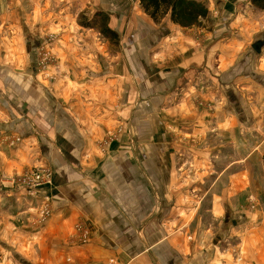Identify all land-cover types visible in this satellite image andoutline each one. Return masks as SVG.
<instances>
[{
    "label": "crops",
    "instance_id": "0c3cea01",
    "mask_svg": "<svg viewBox=\"0 0 264 264\" xmlns=\"http://www.w3.org/2000/svg\"><path fill=\"white\" fill-rule=\"evenodd\" d=\"M198 1L209 14L185 27L169 14L160 22L143 15L140 0H126L131 14H108L110 28L134 38L131 52L139 31L155 35L166 28L147 57L168 58V71L152 75L140 96L139 79L122 76V48L107 74L105 49L86 45L90 34L62 25L54 3L49 11L41 5L25 13L48 23L41 26L50 37L64 27L55 43L63 72L33 78L27 68L14 84L0 81V200L22 201L15 213L1 205L0 243L15 256L59 264L63 247L68 264H264V206L253 211L236 203L248 196L252 154L264 158V9L250 0ZM66 18L73 23V16ZM75 38L84 45L75 46ZM203 96L216 102L213 112L197 107ZM172 125L195 136V146L178 143ZM16 136L20 141L10 145ZM42 166L53 172V184L42 190L52 204L43 227L30 223V200L39 205L42 196L31 197L10 181ZM203 215L211 216L210 236L198 235ZM80 223L92 231L88 247L70 243ZM192 223L198 229L189 239ZM38 246L49 248V256L39 255ZM2 260L13 264L11 257Z\"/></svg>",
    "mask_w": 264,
    "mask_h": 264
},
{
    "label": "rangeland",
    "instance_id": "374dc122",
    "mask_svg": "<svg viewBox=\"0 0 264 264\" xmlns=\"http://www.w3.org/2000/svg\"><path fill=\"white\" fill-rule=\"evenodd\" d=\"M105 1V0H104ZM94 0H0V48H4L1 51L2 52H13L15 51L16 54H0V81L6 82V84H9V81L13 83L16 79H19L21 77V73L23 69L27 72V68H29L30 72L29 74L33 78H37V74H40V67L42 62H49V65H47L46 68H48L43 73L47 78H53L56 79L60 76V74L63 72L60 70L61 67V57L60 54H58L57 49L55 47V43H59L61 40V33L62 29L59 32H53L55 35L50 37L49 30L46 33V27L49 26L48 23L40 24V22H34L33 17H27L25 13H30L35 9V7H40L41 5L46 8L47 11H49L50 4L54 3L53 9H58L59 11V21L64 25L65 27L68 26L71 30L74 31L75 34H84L88 36L90 34V42L92 43V46H99L101 49H105L107 56H106V68H107V74L110 72V67L114 65L115 59L114 54L120 51L122 48V56L117 55V57H121V63L124 64L122 67V71L126 68L127 70L123 71L122 76L130 77V74H132L134 77L139 79V96L142 95V91H144L145 83L148 80L153 81L152 79H155L152 75L158 74V71L161 70V72L168 71V58L167 59H151V53L149 58L148 56V47L153 48L154 44H157L159 39V33L165 31L166 28L159 27L157 29L158 33L155 35L153 34L155 30L149 29L146 31V33H142V31H139V35L141 36L139 41V45L132 50L134 44V38H127L126 36L123 37V35L119 34V43H115L114 41L108 39L102 32L100 27L97 26H91L93 23L95 25H98L99 18L97 17V14L99 13H107L111 14L115 10H123L125 14H128V12L132 13V6L126 4V0H107V3L105 5H101L98 7H93ZM102 2V0H101ZM114 3H124V8L121 6H114L109 7L108 4ZM127 5V6H126ZM121 7V8H120ZM9 10H12V16L9 15ZM131 10V11H130ZM111 11V13H110ZM123 12V13H124ZM146 12L142 10V14L144 15ZM66 15L73 16V23H71L66 18ZM110 18V17H109ZM49 20V18H48ZM98 20V21H97ZM143 23L142 26H146L142 20H138V22ZM139 22V25H140ZM110 23V19H109ZM41 25H45L42 27ZM94 25V24H93ZM128 25V24H127ZM131 25H133V17ZM102 27V26H101ZM131 27V26H129ZM60 28V25H59ZM144 28V27H143ZM220 28H222L220 26ZM146 30V29H145ZM221 32L224 31L223 29H219ZM43 34H45L43 36ZM77 36V35H76ZM158 37V38H157ZM127 38V39H126ZM57 39V40H55ZM75 46L80 47L84 45L83 40L80 38H75ZM53 43V45H52ZM47 50V51H46ZM152 51V50H151ZM78 53V51H75ZM81 55V54H79ZM96 55V54H94ZM93 55V56H94ZM101 54L99 53L98 56H95L97 59ZM82 56V55H81ZM92 56V57H93ZM157 58V57H156ZM99 59V58H98ZM137 59V60H136ZM102 63V60L100 61ZM137 62V66H136ZM131 63L134 64L132 68L130 67ZM154 71V72H152ZM243 73V72H242ZM30 76V77H31ZM108 78H113V76L108 75ZM14 80V81H13ZM157 80V79H156ZM159 80V79H158ZM10 83V84H11ZM2 84V83H1ZM14 84V83H13ZM226 88L222 94L224 102H228V98L226 96ZM260 98L259 100L254 102L259 105L261 103ZM215 101H212L206 97H197L196 105L199 108L205 109L209 112H213L215 109ZM224 103V104H225ZM242 102L237 101V106L240 107V110H242ZM174 123V122H173ZM174 125H177V123H174ZM170 126L172 131L175 133L174 136L177 139L178 143L184 144V145H190L195 146V142L197 138L194 136L191 137L190 135H184L183 133H180L176 126ZM113 131V130H111ZM109 136H112V134L109 133ZM17 137V136H16ZM254 138L251 139L253 141ZM11 145V144H10ZM189 146V147H190ZM250 161V185L247 188L246 195L247 198L243 200H237L236 203L240 207V209H247V210H253L256 211L259 208L264 206V158L261 159L257 156V153L252 154ZM37 167L30 168L26 171L35 169ZM50 168V167H49ZM236 170H241V168H236ZM24 172V171H23ZM20 172V173H23ZM19 173V174H20ZM237 173V172H236ZM18 175V174H16ZM19 191L27 193L29 196L34 197V194H29L28 190L25 187L17 186ZM42 190L44 188L40 189L35 195V197L40 198L39 196H42V199H40L39 205H36L35 200H30V204L32 203V207L36 209V207H39L42 202H44V198L46 196H50L49 194L42 193ZM7 199V198H6ZM0 200V209L1 205L7 209L11 213L14 211L18 212V205L21 204L22 201L14 199L13 203L11 200ZM3 203V204H2ZM35 206V207H34ZM52 206V204H51ZM2 207V208H3ZM31 207V208H32ZM35 209H32V212L35 213ZM199 214V213H198ZM33 216V215H32ZM199 216L200 215H197ZM195 216V217H196ZM204 225L203 229L198 230L199 236H210V234H214L215 230L212 229L211 222V216L203 215ZM210 217V218H209ZM30 223L31 219H30ZM46 224V222L41 225L42 227ZM34 225V224H32ZM214 226V224H213ZM198 229L195 228L193 223L189 225L188 231V238L194 239V230ZM208 229V230H207ZM88 239L86 242H82L79 237L77 236L75 229L71 234V240L70 243L80 244L83 246H90L93 242V236L92 231H90V228H88ZM38 253L41 255V253L44 256H49L50 249L44 248V250L41 252V247L38 246ZM60 249V262L59 264H68L71 262V258L68 255V252H65V248L61 247ZM4 252H6L10 256H5ZM31 252V250H30ZM41 252V253H40ZM15 251H13L9 246H6L4 243H0V261H3L2 259L4 257H11L13 264H33L30 259L35 260V264H53L50 262L47 258L43 259H37L34 256H29L26 259H24L23 256L17 257L14 255ZM26 260V261H25ZM113 261V260H112ZM5 264V263H4ZM12 264V263H11Z\"/></svg>",
    "mask_w": 264,
    "mask_h": 264
},
{
    "label": "trees",
    "instance_id": "16d2710c",
    "mask_svg": "<svg viewBox=\"0 0 264 264\" xmlns=\"http://www.w3.org/2000/svg\"><path fill=\"white\" fill-rule=\"evenodd\" d=\"M250 2L254 7L264 9V0H250ZM140 3L154 21L160 22L169 14L175 24L184 27L198 24L201 18H206L209 14L206 3L198 0H140ZM97 17L100 19L98 25L93 23L94 25L91 26L100 27L101 32L108 39L119 43V34L109 26V15L99 13Z\"/></svg>",
    "mask_w": 264,
    "mask_h": 264
},
{
    "label": "built area",
    "instance_id": "2783aa9c",
    "mask_svg": "<svg viewBox=\"0 0 264 264\" xmlns=\"http://www.w3.org/2000/svg\"><path fill=\"white\" fill-rule=\"evenodd\" d=\"M47 51V50H46ZM49 62L45 61L41 63L40 72L46 71L48 68ZM47 74V73H46ZM20 138H13L10 140V144L14 145ZM13 187L22 186L28 190L29 194L37 195L38 191L44 187L50 186L53 184V172L49 167H37L35 169L24 171L18 175L12 176L10 178ZM52 214L51 208V197L46 196L44 202L39 207L35 209V215L32 223L41 225L47 222ZM76 234L82 242H86L89 235L88 227L84 223H80L75 228Z\"/></svg>",
    "mask_w": 264,
    "mask_h": 264
},
{
    "label": "water",
    "instance_id": "95a60500",
    "mask_svg": "<svg viewBox=\"0 0 264 264\" xmlns=\"http://www.w3.org/2000/svg\"><path fill=\"white\" fill-rule=\"evenodd\" d=\"M259 43L257 42V43H255L254 45H253V47L256 49V50H259Z\"/></svg>",
    "mask_w": 264,
    "mask_h": 264
}]
</instances>
